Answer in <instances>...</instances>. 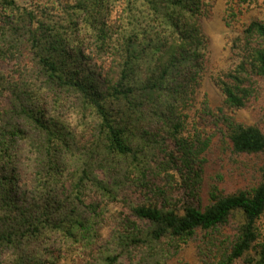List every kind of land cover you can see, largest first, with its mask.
<instances>
[{
    "label": "trees",
    "instance_id": "trees-1",
    "mask_svg": "<svg viewBox=\"0 0 264 264\" xmlns=\"http://www.w3.org/2000/svg\"><path fill=\"white\" fill-rule=\"evenodd\" d=\"M108 1L74 0L96 15ZM257 2L232 0L231 19ZM125 9L119 35L102 22L98 39L110 45L39 32L38 45H0L1 80L23 55L44 90L94 123L77 151L45 93L24 77L13 94L0 90V262L15 248L12 264H264V167L253 186L204 190L216 138L233 155L264 154L263 127L237 116L263 93L264 22H251L247 45H230V62L214 68L201 0H126ZM208 75L217 105L203 91ZM20 141L36 153L31 197L20 193ZM53 239L56 251L42 249Z\"/></svg>",
    "mask_w": 264,
    "mask_h": 264
},
{
    "label": "rangeland",
    "instance_id": "rangeland-1",
    "mask_svg": "<svg viewBox=\"0 0 264 264\" xmlns=\"http://www.w3.org/2000/svg\"><path fill=\"white\" fill-rule=\"evenodd\" d=\"M203 15L200 19L203 33L211 45L212 67L220 68L228 62L230 45H247L246 29L251 22H264V0L247 9L236 18L231 19L230 3L232 0H201ZM10 3V4H9ZM14 4V6H11ZM126 0H109L96 15L93 11L77 9L74 0H0V45H38L33 41L34 33L43 40L47 37L54 38L61 35L69 41V45H110L99 40V32L105 26L116 32L122 26L126 16ZM149 21L145 22L148 25ZM148 29V28H143ZM117 33V32H116ZM117 35H119L117 33ZM115 35L114 38L117 36ZM110 41V40H109ZM250 45H258L254 42ZM17 60H9L6 81L0 79V90L13 94L12 85L18 80L25 79V86L33 91L47 95V111L49 115L60 116L73 133L71 144L79 149L85 148L94 138V123L89 116L84 117L77 109L75 100L67 96H57L44 90L41 76L27 65L28 59L23 55ZM16 72L18 74H16ZM16 76V77H14ZM264 82V81H263ZM203 91L208 94L210 101L217 105L222 101L219 89L208 75L203 84ZM11 96H14L12 95ZM240 120L248 124H258L264 129V89L257 102L238 111ZM23 123V122H22ZM75 141V142H73ZM18 159L16 160L19 171L20 193L30 196L34 188V165L36 153L30 141H20L18 144ZM264 167V154L262 155H233L227 144L221 143L219 138L214 140L211 150L207 154V164L204 176V190L207 192L209 185H214L227 192H235L239 188L253 186L261 179ZM258 226L264 239V215L259 220ZM44 240V239H43ZM43 241L42 249L57 250L58 243ZM15 248L6 251L1 256L0 264H12ZM189 251L188 257H191Z\"/></svg>",
    "mask_w": 264,
    "mask_h": 264
}]
</instances>
